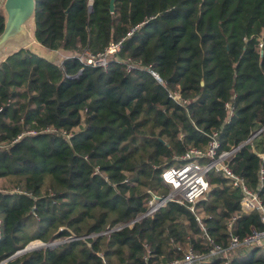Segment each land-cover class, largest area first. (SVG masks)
I'll use <instances>...</instances> for the list:
<instances>
[{"label":"trees","instance_id":"trees-1","mask_svg":"<svg viewBox=\"0 0 264 264\" xmlns=\"http://www.w3.org/2000/svg\"><path fill=\"white\" fill-rule=\"evenodd\" d=\"M33 1L34 41L67 58L22 49L0 63V264H163L207 252L201 228L221 248L264 228L212 171L193 213L169 202L143 217L148 193L167 195L161 172L212 133L218 154L240 146L226 164L264 208V129L242 145L264 126V0H113L112 13L110 0ZM118 41L104 70L77 60ZM35 240L56 245L7 260ZM228 255L264 264V246Z\"/></svg>","mask_w":264,"mask_h":264},{"label":"built area","instance_id":"built-area-1","mask_svg":"<svg viewBox=\"0 0 264 264\" xmlns=\"http://www.w3.org/2000/svg\"><path fill=\"white\" fill-rule=\"evenodd\" d=\"M3 3L4 0H0V10ZM120 47L121 41L109 43L101 53L91 55L90 53L83 52V54L77 57V60L80 63L89 65L93 68L104 70L107 66V59L111 55L118 53ZM258 47L261 48V43L258 44ZM133 68H135V66L129 63L126 65L125 70L126 72H130V70H132ZM147 72L158 84H162L161 80L154 72L150 70H147ZM168 98H170L174 102L180 101L179 94L176 92L168 94ZM224 109L227 111L228 120L232 115V107L228 103H225ZM263 129L264 126L254 134H252L246 141H244L242 145L251 141V143L253 144V139L256 138ZM239 147L233 148L228 152H222L218 154V142L216 133H212L204 150H187L185 153H183V155L177 158L178 161L181 162L180 165L176 167L166 168L161 172L160 180L162 184L168 188L169 192L165 196H156L148 193L149 199L146 203L147 211L143 215V217L153 214L160 207L169 202L181 206H186L189 212L193 213L195 203L198 200L202 199L209 190V186L206 180V174L212 171L214 173H221L224 178L229 179L231 187L240 193V212L242 214H248L253 211L259 212L261 214L260 221L264 225V208L261 206L256 194L248 190L243 179L241 177L233 175L226 164L227 157L234 153L235 150H237ZM254 155L260 161L264 160V151L261 152L257 149H254ZM200 160L204 162L200 163ZM257 186L258 188L264 186V166L262 165L257 170ZM195 220L198 224H200L197 218H195ZM227 228H230V222L227 224ZM201 230L204 233L206 242L211 246L207 250V252L195 253L191 248H186L184 251H182V255L179 259H174L163 264H207L212 259L216 258L222 259L224 261V264H226L230 257L228 253L239 247L252 250L254 248H260L264 246V228L261 230H251L249 234L243 237L241 240L237 239L235 236L229 235L226 248H221L218 245H214L212 243V240L205 235L204 229L201 228ZM71 240L73 239H67V241Z\"/></svg>","mask_w":264,"mask_h":264},{"label":"water","instance_id":"water-1","mask_svg":"<svg viewBox=\"0 0 264 264\" xmlns=\"http://www.w3.org/2000/svg\"><path fill=\"white\" fill-rule=\"evenodd\" d=\"M33 10V0H4L2 11L4 16V23L3 29L0 33V49H2L8 43L18 44L26 41L29 29L27 23L32 21ZM108 11L110 13H112L113 11V0L109 1ZM18 50L22 49L18 48ZM200 85H202V82H200ZM83 238L86 237H82L80 239ZM73 240H78V238H74ZM55 245V243L49 245H42L39 248ZM35 249H23L22 251L16 253L7 260H10L16 256H19Z\"/></svg>","mask_w":264,"mask_h":264},{"label":"crops","instance_id":"crops-1","mask_svg":"<svg viewBox=\"0 0 264 264\" xmlns=\"http://www.w3.org/2000/svg\"><path fill=\"white\" fill-rule=\"evenodd\" d=\"M1 10L3 11V5L1 7ZM28 35H27V39L25 42L22 43H8L7 45H5L2 49H0V63L10 54L16 52L18 50V48L23 49L25 51L31 52V50H33L34 48L37 49L39 48V45L34 41L33 37H32V31H33V25H32V21L29 24L28 27ZM47 51V50H46ZM49 54H58L59 55V62L56 63V65H60V63L62 62V60L64 58H67V55L61 53V52H49L47 51ZM56 62V61H54ZM52 62V63H54ZM55 64V63H54Z\"/></svg>","mask_w":264,"mask_h":264},{"label":"rangeland","instance_id":"rangeland-1","mask_svg":"<svg viewBox=\"0 0 264 264\" xmlns=\"http://www.w3.org/2000/svg\"><path fill=\"white\" fill-rule=\"evenodd\" d=\"M31 23V21L30 22H28L27 23V25H28V27H29V24ZM30 53H32V54H34V55H36V56H38V57H40V58H43V59H45V60H48V61H51V62H54V61H56V62H54L55 64L56 63H58L59 62V60H60V58H59V55L58 54H49L44 48H42V47H40L39 46V48H37V49H33V50H31V52ZM76 131V130H75ZM173 167H175V166H173ZM1 183V182H0ZM2 185H4V184H0V190L2 189V188H4V189H8L10 186L7 184V186H5V187H2ZM165 188H166V192H167V194H168V188L165 186ZM207 193H208V191H207ZM206 193V194H207ZM206 194L203 196V198L202 199H205V197H206ZM197 218V217H196ZM198 219V218H197ZM43 244H41V242H39V241H31V242H29L27 245H26V247H25V249H31V248H39V247H41ZM185 247H183V248H181L180 250L181 251H184L185 249H184Z\"/></svg>","mask_w":264,"mask_h":264}]
</instances>
